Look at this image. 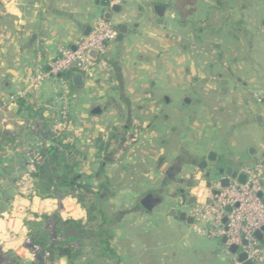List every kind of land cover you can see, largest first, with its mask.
I'll list each match as a JSON object with an SVG mask.
<instances>
[{
    "label": "crops",
    "instance_id": "0c3cea01",
    "mask_svg": "<svg viewBox=\"0 0 264 264\" xmlns=\"http://www.w3.org/2000/svg\"><path fill=\"white\" fill-rule=\"evenodd\" d=\"M175 1L0 0V120L8 119L13 136L19 117H35L73 144L77 177L94 190L101 186L118 256L111 264H225L221 240L194 232L169 211L202 203L214 191L216 169L264 165V0H195L185 17ZM156 5L164 6L162 15ZM105 13L126 32L106 44L82 86L50 76L28 92L22 109L2 106L27 89L29 76L48 70L58 47L73 46ZM209 149L222 152L221 162L200 168ZM262 185L264 191V170ZM146 193L160 199L151 211L140 204ZM53 201L86 221L74 198L41 204ZM161 220L178 244L195 233L197 245L160 246Z\"/></svg>",
    "mask_w": 264,
    "mask_h": 264
},
{
    "label": "built area",
    "instance_id": "2783aa9c",
    "mask_svg": "<svg viewBox=\"0 0 264 264\" xmlns=\"http://www.w3.org/2000/svg\"><path fill=\"white\" fill-rule=\"evenodd\" d=\"M5 1V0H4ZM118 3L119 0H111ZM118 35L116 26L107 19L97 18L91 25L90 31L75 40L73 46L58 47L57 55L48 65V70H39L29 76L27 89H21L11 93L3 101L2 106L8 108L10 104H18L19 100L27 97L28 92H33L41 85L47 77L60 76L64 72H78L83 78L90 74L93 60L86 52L94 49L98 55L106 51V44L113 41ZM63 83L66 81L61 79ZM262 162L243 167L238 173L246 175L245 182L241 183L236 178H229L226 186H221V176H216L211 186L217 191L216 194L208 192L202 203H195L184 211L193 217L192 227L195 232L211 239L221 240L222 254L229 258L230 264H241L237 254L229 251L230 245H237L239 251L246 253L247 260L253 264L264 263V245L254 237L256 230L264 228V204L257 196L263 191V169ZM202 194L200 189L197 196ZM230 208L229 211L226 208ZM226 219L223 222V219ZM264 236V231H263ZM246 243L243 244L242 241ZM33 250L38 247L31 245ZM40 264H59L49 251H43Z\"/></svg>",
    "mask_w": 264,
    "mask_h": 264
},
{
    "label": "trees",
    "instance_id": "16d2710c",
    "mask_svg": "<svg viewBox=\"0 0 264 264\" xmlns=\"http://www.w3.org/2000/svg\"><path fill=\"white\" fill-rule=\"evenodd\" d=\"M195 0H176L174 6L179 10L182 17H185L191 10L186 5H193ZM60 77L70 81L71 73L64 72ZM18 104L23 107V100ZM15 135H8L0 130V159L7 156L3 151L6 143H12ZM47 138L53 143L36 149L31 156L32 170L29 177L34 184L35 195L39 198L71 197L74 198L86 211V221L73 220L71 218H53L55 225L53 232L56 240L50 245L48 234L40 228H30V240L33 245L41 247L43 251H49L52 256L62 251L69 262L82 258L84 249L89 252V259L84 264H98L103 259H118L112 247L113 235L108 227V219L102 209L100 201V189H93V186L82 182L74 172L76 165V152L73 144L66 141V138L54 131L49 132ZM5 143V144H3ZM100 151H105L108 143L104 142L102 135L97 140ZM38 159H42L40 162ZM1 161V160H0ZM50 219L48 214L41 215V225ZM28 224H30L28 222ZM78 242L80 246L74 248Z\"/></svg>",
    "mask_w": 264,
    "mask_h": 264
},
{
    "label": "rangeland",
    "instance_id": "374dc122",
    "mask_svg": "<svg viewBox=\"0 0 264 264\" xmlns=\"http://www.w3.org/2000/svg\"><path fill=\"white\" fill-rule=\"evenodd\" d=\"M199 18L198 16L197 19L199 20ZM34 118L24 115V118L19 117V119L16 120L22 122L21 125L11 124L12 127L10 130L13 135H15L14 142L6 143L3 151L7 153L10 151L14 152L13 148L16 147L19 152L15 151L10 158L2 157L0 159V264H40L43 249L37 246L38 249L33 250L31 246L33 244L29 235L30 228L32 231L42 228V230L48 234L49 243L51 245L56 240V236L53 232L55 225L53 218L62 215L64 218L68 219L71 218L70 216L73 214L71 213L73 211L72 207L66 205L67 208L64 210L57 201H53V206L51 203L47 205V207L41 204L45 199L55 200L57 198L63 200V198L68 196L39 198L35 195L33 190L34 184L29 177L33 161L31 156L35 154L34 151L36 149L47 145L45 139H47L49 132H55V130L53 127H44L41 119ZM6 120L7 122L4 121V123L0 120V130L5 132L8 131L5 125L9 122L8 119ZM7 134L10 135L9 133ZM41 160L42 159H38L39 162ZM13 163L17 164V169L15 171L13 166H11ZM212 172L214 174L213 170ZM156 208V214H159L158 211H163V214L166 211V209L162 207ZM43 214H48L50 219L41 225V215ZM9 219H12V224L10 225L11 230L6 227ZM28 222L30 224H28ZM159 228L162 231L160 246L167 247L176 242V244H178L179 240L175 239L176 237L178 238V236L175 232L170 235L167 230H171V228L164 220H161L159 223ZM193 234L195 233H192V238L184 237L186 240H181L178 246H183L184 243L197 245ZM169 236L172 237L168 238ZM79 246V243L73 245L75 249ZM60 253H62V251L58 252L57 256H55V261L59 264H84L89 259V252L86 248L84 249L82 258L74 262H69L66 258L63 259ZM223 256L226 257L225 264H230L229 258L226 255ZM97 262L98 264H111L110 260L107 259Z\"/></svg>",
    "mask_w": 264,
    "mask_h": 264
},
{
    "label": "water",
    "instance_id": "95a60500",
    "mask_svg": "<svg viewBox=\"0 0 264 264\" xmlns=\"http://www.w3.org/2000/svg\"><path fill=\"white\" fill-rule=\"evenodd\" d=\"M114 9H117V6H114ZM155 10L159 15L163 14L164 11V6L163 5H156ZM104 18L109 20V14L105 13ZM118 31V38H121L122 35L126 32L125 27L121 26L120 28L117 29ZM86 55L92 59L95 60L98 57V52L94 49H90L86 52ZM71 81L72 84L75 87H80L83 84V76L82 74L78 72H73L71 74ZM8 109L12 112H16L18 110V104H10L8 106ZM97 110V109H95ZM222 152L220 150H214V149H209L207 155L205 158L201 161L199 164L200 168H206L208 164H213L215 166H218L221 162L220 154ZM261 157L264 158V151L261 153ZM216 172L218 173L219 176H221L220 184L221 186H226L228 184V179L229 178H236L239 182L243 183L246 180V175L244 173H238L236 170H233L231 167H221L218 170L216 169ZM211 175V171L207 172V177ZM208 186H210V181H208ZM214 194L217 193L216 190L213 191ZM257 196L262 200V203L264 204V191L258 192ZM195 200L194 196H190L189 202H192ZM160 202V199L157 196H154L151 193H146L141 199H140V204L141 206L147 210L151 211L158 203ZM227 211L230 210V208H226ZM169 214L173 215L174 217H177L181 221H185L187 224L191 225L193 223V217L188 215L185 211H176L174 209H170ZM226 219H223V222H225ZM263 231L264 228L262 227L259 230H256L254 232V237L257 238L259 241H261L264 244V236H263ZM222 243L226 242V238L223 237L221 239ZM243 244L246 243L245 240L242 241ZM229 251L232 254H237L238 261L241 262V264H253L250 260H247L246 253L243 251H239L237 245H230L229 246ZM64 254V252L60 253V255Z\"/></svg>",
    "mask_w": 264,
    "mask_h": 264
}]
</instances>
